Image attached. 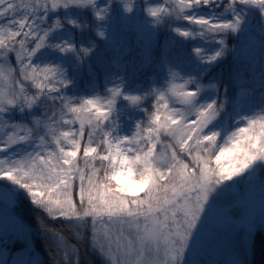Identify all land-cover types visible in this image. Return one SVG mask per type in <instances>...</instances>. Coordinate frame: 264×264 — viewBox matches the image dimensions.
<instances>
[{
  "label": "snow or ice",
  "instance_id": "obj_1",
  "mask_svg": "<svg viewBox=\"0 0 264 264\" xmlns=\"http://www.w3.org/2000/svg\"><path fill=\"white\" fill-rule=\"evenodd\" d=\"M113 7L0 0V198L23 190L48 219L67 222L72 240L37 221L64 264H79L85 238L103 264H205L190 253L201 251L208 213L244 216L253 194L245 186L256 180L264 203V0H145L150 35L169 30L170 46L158 52L163 83L139 92L117 76L104 94L69 95L74 80L48 53L82 67ZM123 9L133 13L134 5L123 0ZM254 16L259 53L245 57L239 41ZM152 55L150 39L146 62ZM226 58L228 81L214 74ZM257 92L259 106L251 103ZM121 100L146 117L123 134ZM258 227L264 211L259 225L233 227L226 264H243L240 251L253 248Z\"/></svg>",
  "mask_w": 264,
  "mask_h": 264
},
{
  "label": "rangeland",
  "instance_id": "obj_2",
  "mask_svg": "<svg viewBox=\"0 0 264 264\" xmlns=\"http://www.w3.org/2000/svg\"><path fill=\"white\" fill-rule=\"evenodd\" d=\"M129 2L134 5L133 13H127L124 11L123 0H113L114 7L111 13V20H115L114 23L116 26H119L121 30L129 28L133 32L132 34L135 45L139 46L142 35L147 34L149 37H154L157 33V30H154V32L150 35L148 27H146V21H148L150 18H148L142 11L145 0H129ZM251 21L253 22L251 28L249 29L246 37L240 38L239 43L246 45L244 48L245 57L248 55V53L253 51L258 57L261 41V33L256 23L258 18L255 16L251 17ZM106 25L107 21L102 22V28L105 31V36L106 32H108L107 28L105 27ZM86 40L87 36L85 37V42ZM96 41L97 39L95 38V42ZM236 42L237 41L233 40L231 43ZM105 48L110 52L108 54V58L106 59L108 64L102 69L100 74V82H98V79H95L94 74H92L89 78V81L84 83L83 86L77 85V79L74 77L75 73L73 74L68 63V59L70 58L57 59L58 54L55 53L50 56L51 58H49V60L51 61L56 63L63 62L64 66L68 69L70 76L74 80V84L68 89L69 95L83 96L93 92L94 90L104 94L105 88L111 87L112 82L116 80L117 76L124 77L128 87L133 91L139 92L147 90L150 86H159L163 83L165 75L163 68L152 71L145 81L131 82L129 80V76H126L123 69L125 59L117 54L120 44H107ZM85 64H87V62H85ZM249 83H252V81H249ZM152 99L153 98L150 97L149 100L145 102L149 112L152 111ZM119 103L124 105L121 116V128L123 130L122 134L123 132H130L132 130L131 124L136 119L146 120V117L141 112L128 107L126 102L121 100ZM251 103L255 106H259L261 104L259 92H257ZM13 119L16 120L17 118L13 117ZM64 127L67 128L68 126ZM73 127L78 128V125H74ZM86 140L87 134L85 135L84 142H86ZM260 175L261 173L258 170L257 176L259 177ZM245 187H250L253 193L245 202L247 207L245 215L242 217H230L226 221L223 215L209 212L206 218L207 228L202 239L201 251L198 256L195 252H191V258L203 259L205 264H212V262L226 264V262L231 258L228 241L229 236L232 234L233 227H235L237 233H239V229L249 221H255L256 224L259 225L260 214L262 211H264V203H262L260 197L259 180H256L253 185H246ZM238 190L239 189H237V191ZM10 201L11 199L6 200L4 198H0V264H38L40 257L36 252L33 251L29 225L22 222L11 210ZM222 203L223 201L218 202V207L219 204ZM224 207H231V205L224 204ZM262 229L264 230V228ZM233 239H235V237H233ZM5 243H8L9 248L13 249L12 255L10 257L8 256L7 247L4 246Z\"/></svg>",
  "mask_w": 264,
  "mask_h": 264
},
{
  "label": "trees",
  "instance_id": "obj_3",
  "mask_svg": "<svg viewBox=\"0 0 264 264\" xmlns=\"http://www.w3.org/2000/svg\"><path fill=\"white\" fill-rule=\"evenodd\" d=\"M114 21H107V25L105 27L107 28L108 32H106L105 38L95 37L97 39L96 51L90 58H88L86 61L87 64H84L79 69H76L75 62L71 58L68 59L71 70L73 74L75 73L74 77L77 79L78 86H83L84 83H87L92 74H94L95 79H98V82H100L99 78L101 77L100 74L102 69L108 64L106 59L108 58L110 51L105 48L107 44H120L117 54L125 59L123 69L126 76H129V80L131 82L145 81L152 71H156L159 68L162 69L158 52L159 49H164L167 51L168 47L170 46V43L167 39L169 35L168 28L162 27L157 29V33L154 37H149L147 34L142 35L139 46H137L133 40V32L129 28L121 30L119 26H116ZM150 39L152 43L153 55L151 62L149 63L146 62V49L148 48ZM185 51H188L187 47L185 48ZM51 55H53V53H48V60L51 58ZM60 58L64 59L58 54L57 59ZM169 58L171 59V57ZM13 63H15L14 60ZM232 68L233 60L226 58L223 63L215 68L214 74L220 76L224 81H228ZM29 90L33 91L32 89ZM44 104L51 110H55L60 107L58 101H44ZM37 111L40 112L43 111V109H37ZM49 114L51 113L49 112ZM14 118H17L16 120H30V117L22 116L19 113H16ZM87 131L88 129L86 128L85 135L87 134ZM97 165H99V162H97ZM18 193V196L11 198L10 208L22 222L29 225L33 251L36 252L40 257L38 264H64L63 259L55 250V246L51 237L48 236V234H41L37 221L40 217H43V223L45 225L55 229L57 232L62 231L69 240H72V233L66 227L67 222L63 220L48 219L43 213L40 212L39 209L35 208L31 204L30 200L26 197L22 190H18ZM74 199H78L76 192H74ZM75 242L76 241L73 240V243ZM4 246L7 247L8 256L10 257L12 255L13 249L9 248L8 243H5ZM79 248V264H103L102 258L95 252L89 250L87 238L79 243ZM240 259L243 261V264H264V230L262 227L257 228V234L253 248L248 251H240Z\"/></svg>",
  "mask_w": 264,
  "mask_h": 264
}]
</instances>
